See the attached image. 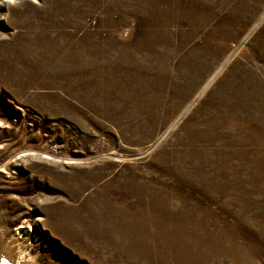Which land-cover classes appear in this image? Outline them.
<instances>
[{
  "label": "rangeland",
  "instance_id": "rangeland-1",
  "mask_svg": "<svg viewBox=\"0 0 264 264\" xmlns=\"http://www.w3.org/2000/svg\"><path fill=\"white\" fill-rule=\"evenodd\" d=\"M2 1L0 260L264 264V0H200L195 14L191 0ZM150 15L169 20L150 28L170 36L166 91L134 105L90 84L78 91L83 78L113 77L110 39L140 37ZM93 45L97 59L85 54ZM217 54L227 64L199 94ZM192 68L203 78L182 88ZM150 118L153 139L139 141L132 127ZM132 187L166 218L125 202Z\"/></svg>",
  "mask_w": 264,
  "mask_h": 264
},
{
  "label": "bare ground",
  "instance_id": "bare-ground-1",
  "mask_svg": "<svg viewBox=\"0 0 264 264\" xmlns=\"http://www.w3.org/2000/svg\"><path fill=\"white\" fill-rule=\"evenodd\" d=\"M9 1H16V0H3L2 3H4L6 5V3L9 2ZM178 2L182 3L183 1L179 0ZM198 5H200V7H201L200 9H202L203 5H202L200 0H191L189 2V4H188V8L191 11L188 12L187 14H195L196 7ZM150 16H152V15H150ZM163 18L165 20V16ZM156 19H157L156 16L150 17L148 19V22L146 21V23L148 25L147 29H145L141 33L140 37H138V38L136 37V39L131 37V38H129L130 40L126 41L123 45L119 46L114 41L112 42L111 39H110V42H109L110 45L107 47V51L109 52L110 58L113 60V62H115L114 63L115 65L113 67H114V70L116 72L114 73L113 77L105 78L103 76L104 77L103 78V77H99L98 76L99 78L95 79L94 77L90 78L88 76V78H89L88 82L84 81L83 80L84 78L83 79L81 78L82 80H80L76 84L77 87H78L77 90L78 89L86 90V89H88L87 87L90 84L93 87L94 86L96 87V90L99 91L98 93H100V92H102V93L105 92V94L108 93L109 95L114 97V101H117L118 103H124L126 101V103L131 102L133 105L138 103V102H140L142 99H144L147 96V94L151 90H153L154 88H156L161 93L165 92L166 91V87H165V82L164 81H165V79L168 76L165 68H166V64H168L170 59L173 57V54L171 52L172 46H171V44L169 42V37L170 36L166 33L165 29L162 30L161 28L163 26H165V25L168 26L167 24H168L169 20H168V22L165 20V21H161L159 23L157 21L158 19L157 20ZM192 19H194V18L193 17H187L186 18V20H187V22H189V24H192ZM177 22L179 23V20H177ZM153 25H155L156 27H161V28H158V29H161V30H158L159 32H155L154 30L150 29ZM258 25H259L258 21L256 23H254L253 26L250 28V32H252L254 29H256L258 27ZM162 45H163V48H162ZM180 47L181 46H177L174 49H179ZM194 49H201V47H200L199 44H196ZM94 50H95V54H92V55L97 59L98 58V57H96L97 56V51H96L94 45L90 49H86L85 50L86 57L87 58L91 57L92 55H88L87 53H92V51H94ZM122 50H124L126 52L124 55L121 52ZM196 53H198V52H196ZM71 55H72V53H71ZM219 55L220 54H217L216 57H215V59H217L218 62L214 66V68L212 70L213 72L211 71L212 73L209 74V71L206 70V72H207V74H209V76H208V78L206 80L202 81V83L200 85L201 88H200L199 94L205 92V90L211 84V82L225 68L229 56H227L225 58V55L224 56H220V57H219ZM74 56H76V55H74ZM92 60H94V59H92ZM229 60H230V58H229ZM182 61L183 60L178 61L177 70L179 72L183 71V70H185V68H187V66H185L182 63ZM77 63H78V61H77ZM189 63H190V61H189ZM87 65H90V64L87 63ZM202 65H204V64H202ZM79 66H80V64H79ZM75 68H77V67H75ZM78 68H79L78 70H85V71L88 70L86 67H83V68L78 67ZM194 68L191 69L192 71L190 70V72H187V73L183 74L182 78L179 81V85L182 88H184V86L187 87L189 85H196L203 78V74H201L202 71L193 72ZM73 71H74V69H73ZM86 72H88V71H86ZM80 77H82V76H80ZM69 79H70V77H69ZM74 80H76V79H74ZM155 84H156V86H155ZM92 92H93V90H92ZM74 94H75V92H74ZM111 96H109V97H111ZM151 119L152 118H150L149 120H146V121H144L142 123H139L137 125V126L140 127L139 131H137V128H136L137 126L132 127V128H134L136 130L139 141H143V140H145V141L147 140V142L148 141L149 142L152 141L153 133H154L153 130L156 127V122H154L153 120L151 121ZM175 123H176V121L174 120L172 123H170L166 127V129L161 134L157 135L156 139L154 140V142H152L151 145H149L146 148V152H151L159 144H161V142L168 135V133L174 128ZM132 128H131V130H132ZM136 141L138 142V140H136ZM137 158H134V157L125 158L124 157L121 160H119V162H125V161H131L132 162V161H135ZM132 188H133V190L131 192L132 194L130 195L131 197L129 195H127L126 198L124 199L125 202L128 201V200H132L134 202V204H136L138 206L137 208L140 211H145V209H146V211L152 210V211H155L162 218H166V215L164 213H162V211H160L158 209V207H159L158 206V201L153 198L154 196L151 197V196L147 195V197L149 196L148 197V203H146L145 200L143 202L142 201L143 199H140V197H139L140 196L139 193L141 192V189L137 190L134 187H132ZM129 190H130V188H129ZM218 190H220L222 192L223 189H218ZM142 191L145 192L146 190L142 189ZM126 192H130V191H128L126 189ZM138 216H141V215L139 214ZM134 217H135V214H134ZM18 229L16 230V231H18L17 234H19L24 239H27L28 237H30L32 242L36 243L37 237H35L36 235H31L30 234V231H29L30 228L26 229L25 231L18 230ZM122 231L124 233H126L124 230H122ZM43 245H44V243H43ZM21 258H22V256H21ZM30 259H31V257H30ZM0 264H13V263L10 262L8 259L2 257L1 260H0Z\"/></svg>",
  "mask_w": 264,
  "mask_h": 264
}]
</instances>
